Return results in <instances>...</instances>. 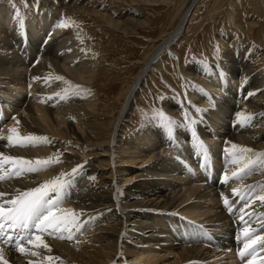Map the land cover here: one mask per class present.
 Wrapping results in <instances>:
<instances>
[{
    "label": "bare ground",
    "instance_id": "1",
    "mask_svg": "<svg viewBox=\"0 0 264 264\" xmlns=\"http://www.w3.org/2000/svg\"><path fill=\"white\" fill-rule=\"evenodd\" d=\"M187 1L179 25L147 53L141 70L128 86L118 116L112 118L100 115L104 113L102 105L76 82L89 84L96 79L97 57L90 41L71 42L70 36L66 37L72 30L69 24L59 26L64 20L48 21L47 11H52L53 2H46L48 9L41 7L25 16H17L19 9L12 2H0V152L30 160L52 157L58 161L38 172L0 181V193H4L0 204L14 198L18 191L64 174L69 183L59 194L60 207L75 214V223L69 225V230L54 235L29 230L28 235H41L48 247L25 242L27 255L11 249L14 245L1 239L4 244L0 247L9 264L264 263V250L263 256L254 252L244 258L235 250L243 248L246 226L254 236L264 235V225L259 226L264 221V202L257 195L261 189L264 191V156L260 155L264 154V102L250 99L258 95L264 99V90H260L263 85L257 84L264 83V69L255 73L252 54H242L241 69L231 66L222 73L213 66L211 71L208 68L204 85L192 87L189 95L190 103L205 104L204 112H183L178 129L171 122L169 132L165 123L151 119L137 134H127V138L123 134L127 133L125 123L131 117L128 111L135 108L137 94L148 82L154 62L162 61L164 51L180 38L182 25L187 27L199 0ZM45 49L47 52H43ZM192 66L194 74L206 70L200 62ZM68 92L77 96L69 98ZM181 106L166 102V107L175 112ZM240 113L252 119L242 125ZM13 127L21 137L46 136L49 142L25 147L9 142L7 137ZM164 134L170 142L158 143L159 138L165 140ZM198 142L207 147V156L199 150ZM232 144L252 149L245 155L256 163L241 173L242 178L236 179L238 183L230 190L227 183L235 181L231 176L244 161V156L233 152ZM216 146L229 152V165L221 175L223 181L227 175L226 184H218L219 177H214L215 172L219 174L222 160ZM234 158L241 163L234 164ZM131 164L139 165L133 168ZM10 168L5 164L0 175ZM74 168L78 171L73 175ZM69 194L75 195L74 201ZM118 206L120 213L116 212L118 208L115 211ZM170 218L178 222L179 230L177 224L170 230ZM9 232L15 234V241L24 234L6 231ZM69 235L72 239L67 238ZM49 256L53 257L51 261Z\"/></svg>",
    "mask_w": 264,
    "mask_h": 264
},
{
    "label": "rangeland",
    "instance_id": "2",
    "mask_svg": "<svg viewBox=\"0 0 264 264\" xmlns=\"http://www.w3.org/2000/svg\"><path fill=\"white\" fill-rule=\"evenodd\" d=\"M184 1L0 0L1 3L15 4L19 9L18 13L24 16L26 13L39 11L41 7L48 9L46 2H53L52 11H47L48 21L69 22L72 31L69 33L71 35L66 37L70 36L71 42L77 39L91 42V50L96 54L99 66L98 75L89 84L77 80L76 82L84 86V92L97 101V104L102 105L104 113L100 112V115L108 118L118 116L121 105L126 100L128 86L141 70L147 53L179 25V19L188 2ZM191 12L187 27L184 24L183 33H179L180 38L172 42L171 49L164 51L162 61L158 60L151 66L152 70L147 76L148 82L143 83L141 93L137 94V100H134L135 108L132 105L133 108L128 111L131 117L125 123L127 133L123 134H126V138L127 134L131 136L140 132L151 119H156L161 125L167 120L178 129L187 112L198 109L204 112L205 104L190 103L189 95L192 87L204 85L207 74L205 72L209 74L208 68L211 71L212 66L222 73L224 68H232L231 66L233 69H241L239 62L242 54H252V67L257 70L255 73L263 71L264 0H199ZM40 43L41 41L37 42L34 54L38 51ZM43 52H47V49ZM196 62L205 65L206 70L202 69L203 72L194 74L195 68L192 65ZM257 84L263 85L260 90H264V83ZM76 96L77 94L73 96L69 93V98ZM250 99L264 102L259 95ZM169 101L182 105L181 109L178 112L172 111L166 107V102ZM239 104L242 105L241 101ZM175 114H178L179 120H176ZM163 137L165 140L159 138L158 143L170 142L166 134ZM138 165L129 166L137 168ZM217 177L218 184H226L221 180V174L215 176V179ZM74 196L69 194L72 201ZM115 211L120 213L121 206L115 207ZM99 213L103 215V211ZM169 223L170 230H173L175 224L179 230L180 226L174 218H170ZM161 226L167 229L166 224ZM10 248L15 250L14 247Z\"/></svg>",
    "mask_w": 264,
    "mask_h": 264
},
{
    "label": "snow or ice",
    "instance_id": "3",
    "mask_svg": "<svg viewBox=\"0 0 264 264\" xmlns=\"http://www.w3.org/2000/svg\"><path fill=\"white\" fill-rule=\"evenodd\" d=\"M19 16V13H17ZM60 27H68V23L65 22ZM21 27L23 23L21 21ZM57 79H62V77H57ZM239 121L243 125L247 121L252 119L251 116H245L243 113L238 114ZM19 123V121H17ZM165 125L168 127L169 132H171L172 124L171 122L165 120ZM11 135L7 137L9 142H15L16 144L25 147L28 145H35L39 143H48V137L40 135H28L21 137L17 131L16 127L10 129ZM199 150L207 156L208 149L202 143L198 142ZM233 152H238L241 156H244V161L238 172H233V177L240 179L241 173H244L246 169H250L256 161L252 160L245 154L252 153V149L237 146L232 144ZM264 156V154H260ZM58 161L52 157L48 159H24L21 157H15L11 155H4L0 152V168L5 164L12 166V171L10 173H5L0 175V181L6 178H11L12 176H22L27 173H35L42 169L47 168L51 164L57 163ZM234 164H240L241 160L234 158L232 161ZM77 168L72 170V174H76ZM225 182L228 181L227 175L224 177ZM69 181L64 179V174L57 177L54 180L43 182L39 186L18 191L14 198L4 201L0 204V238H3L5 242L11 243L13 237L11 235H5L7 230H15L17 232H23L24 234L18 235L15 242V250L20 254L27 255L29 250L24 246L22 241H26L27 244L34 245L35 247H45L48 245L44 243L42 236L39 234L28 235V231L35 229L39 233H47L48 235H54L56 233L69 230V225L75 223V214L71 210H65L60 207L62 201L58 198L59 194L63 193L68 186ZM53 193L57 194L53 197ZM238 194V193H237ZM4 193H0V196ZM258 199L264 202V195H260ZM227 205L229 201L224 200ZM8 205V207H5ZM244 243L243 248L240 250L239 255L244 258L247 255L254 253L255 246L264 245V235L254 236L252 230L249 227L243 229ZM63 238V237H61ZM72 239L71 235L67 237ZM51 251V249H49ZM31 255L35 256V252H31ZM53 257L49 256L48 260L51 261ZM0 264H9V260L5 258V251L3 247H0ZM31 264V262H30ZM248 264H254L253 260H249Z\"/></svg>",
    "mask_w": 264,
    "mask_h": 264
},
{
    "label": "water",
    "instance_id": "4",
    "mask_svg": "<svg viewBox=\"0 0 264 264\" xmlns=\"http://www.w3.org/2000/svg\"><path fill=\"white\" fill-rule=\"evenodd\" d=\"M189 7H190V6H189ZM189 11H190V9H189ZM184 24H185V23H184ZM184 24L182 25V28H183ZM182 28H181V29H182ZM181 31H182V30H181ZM178 35H179V34H178ZM151 59H152V58H151Z\"/></svg>",
    "mask_w": 264,
    "mask_h": 264
}]
</instances>
